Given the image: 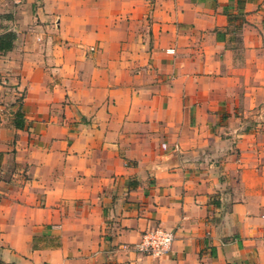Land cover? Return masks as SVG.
Listing matches in <instances>:
<instances>
[{
	"label": "crops",
	"instance_id": "obj_1",
	"mask_svg": "<svg viewBox=\"0 0 264 264\" xmlns=\"http://www.w3.org/2000/svg\"><path fill=\"white\" fill-rule=\"evenodd\" d=\"M8 33L0 264H264V0H0Z\"/></svg>",
	"mask_w": 264,
	"mask_h": 264
},
{
	"label": "built area",
	"instance_id": "obj_2",
	"mask_svg": "<svg viewBox=\"0 0 264 264\" xmlns=\"http://www.w3.org/2000/svg\"><path fill=\"white\" fill-rule=\"evenodd\" d=\"M9 1L14 5L22 3V0ZM162 147L165 148V144H162ZM173 240L174 234L172 231L162 228H153L143 232L139 242L135 244V249L142 254L160 256L166 254L170 250Z\"/></svg>",
	"mask_w": 264,
	"mask_h": 264
},
{
	"label": "trees",
	"instance_id": "obj_3",
	"mask_svg": "<svg viewBox=\"0 0 264 264\" xmlns=\"http://www.w3.org/2000/svg\"><path fill=\"white\" fill-rule=\"evenodd\" d=\"M13 35L12 34H6L4 37L0 38V51L7 50L11 47V43L13 41Z\"/></svg>",
	"mask_w": 264,
	"mask_h": 264
}]
</instances>
